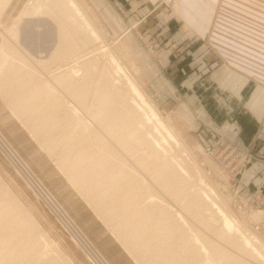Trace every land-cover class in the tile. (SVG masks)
Instances as JSON below:
<instances>
[{
    "label": "rangeland",
    "instance_id": "rangeland-1",
    "mask_svg": "<svg viewBox=\"0 0 264 264\" xmlns=\"http://www.w3.org/2000/svg\"><path fill=\"white\" fill-rule=\"evenodd\" d=\"M1 1L0 8L8 7L0 14L2 52L8 56L13 53L21 64L35 71L52 65L49 48L45 51L43 43L38 46L25 40L23 30L29 28L38 35L45 26L56 27L55 13L45 5L37 14L25 15L23 10L35 0ZM79 2L88 11L83 12L93 18V25H98L101 34L105 32V38L100 36L90 48L104 45L107 52L121 44L127 47L113 54L127 79L136 84L156 113V120L163 122V135L169 136L163 144L167 155L173 156H168L171 166L180 173L182 168L187 170L182 176L196 192L199 188L202 191V186L211 188L207 191L244 234L250 227L247 237L264 256V0H219L208 34L180 0H173V9L165 5L166 0L147 4L139 0ZM181 16L204 37L185 31ZM13 27L18 37L11 33ZM103 53L97 54L100 61H104ZM11 106L0 93V196L20 206L30 222L31 235L41 236L45 258L54 259L55 264H146L69 181L66 170L55 161L60 150L45 149L44 141ZM80 112L83 121L91 122L90 114L82 108ZM152 121L146 123L152 125L151 131L156 124L155 119ZM161 135L158 133V138ZM102 137L114 146L113 152L122 161H135L126 150ZM92 144L95 149L96 142ZM145 148L138 145L137 151L144 154ZM138 169L157 198L146 199L145 205L168 202L205 242H215L249 264H264L249 247L240 250L215 235L214 230L222 227V216L214 208L202 205V219L197 218L186 209V199H175L149 171L140 165ZM255 211L263 218L253 217Z\"/></svg>",
    "mask_w": 264,
    "mask_h": 264
},
{
    "label": "bare ground",
    "instance_id": "bare-ground-1",
    "mask_svg": "<svg viewBox=\"0 0 264 264\" xmlns=\"http://www.w3.org/2000/svg\"><path fill=\"white\" fill-rule=\"evenodd\" d=\"M30 5L23 10V14H37L45 5L55 13L56 27L45 26L38 35L29 28L23 30L25 40L38 46L43 43L42 50L49 48L52 65H43L35 71L21 64L13 53L8 56L0 49V93L12 104L11 108L15 106L19 110L44 141L42 145L45 149L51 152L60 150L56 163L66 170L68 180L85 196L79 193L114 225L124 243L146 264H249L215 242L202 240L172 204L145 205L143 202L146 199L157 198L154 199L152 187L146 183L143 171L138 169L140 165L175 199H186V209L197 218L202 219L199 212L202 205L214 208L222 216V227L214 230L215 235L240 250L247 251L249 247L259 260L261 257L264 261L262 251L259 252L247 237L250 227L244 234L207 191L211 188L203 189L202 184V191L199 188L196 192L195 186L189 188L187 179L182 176L187 170L180 166L183 171L180 173L171 166L170 157L173 156L167 155L168 150L164 146L169 136L166 138L163 135V122L156 120V113L144 100L136 84L127 79L113 54L114 51H125L127 47L121 44L107 52L104 45L90 48V43L96 42L105 32L101 34L98 25H93V18L83 12L86 9L79 0H35ZM3 8H0V14ZM12 29L13 36L18 37V30ZM77 50L80 52L73 55ZM104 51V61H100L101 54L100 57L97 54ZM81 108L90 114L91 122L83 121ZM153 119L156 124L151 131L149 128L152 125L146 123L153 124ZM158 133L163 136L158 138ZM102 136L126 150L135 161L130 163L118 158L113 152L114 146L111 147ZM93 141L96 142L95 149L92 148ZM138 145H144L147 151L139 153ZM255 213L253 217L258 219L264 216L260 211ZM237 217L240 216L237 214ZM241 218L243 220L244 217ZM242 220L239 222L243 223ZM29 223L20 206L0 196V264L56 263L54 259L45 258L47 254L41 249V236L31 235ZM255 242L258 243L257 240Z\"/></svg>",
    "mask_w": 264,
    "mask_h": 264
},
{
    "label": "crops",
    "instance_id": "crops-1",
    "mask_svg": "<svg viewBox=\"0 0 264 264\" xmlns=\"http://www.w3.org/2000/svg\"><path fill=\"white\" fill-rule=\"evenodd\" d=\"M139 1L147 4V3H156L160 0H139ZM218 1L219 0H180V2L184 6H186L188 12H190L192 14V16L197 20V22H199L200 25L204 26L202 28L203 29L205 28V32H207V34H208V31L210 29H212V27H213V20L212 19L214 18L215 12H217ZM198 13L201 14V16H200L201 18L198 16ZM180 19H183L182 21L184 23L183 27H184L185 31L190 30L192 32V34L194 33V34L198 35L199 38L204 37V36H202L199 29L196 28V26L194 27V26L187 24L185 17L181 16ZM193 37L194 36H190L191 39H193Z\"/></svg>",
    "mask_w": 264,
    "mask_h": 264
},
{
    "label": "built area",
    "instance_id": "built-area-1",
    "mask_svg": "<svg viewBox=\"0 0 264 264\" xmlns=\"http://www.w3.org/2000/svg\"><path fill=\"white\" fill-rule=\"evenodd\" d=\"M167 3H168V4H167ZM165 5H166V6H170L171 9H173V8H172V0H168V2L165 3Z\"/></svg>",
    "mask_w": 264,
    "mask_h": 264
}]
</instances>
